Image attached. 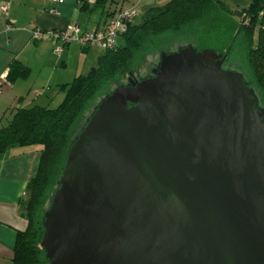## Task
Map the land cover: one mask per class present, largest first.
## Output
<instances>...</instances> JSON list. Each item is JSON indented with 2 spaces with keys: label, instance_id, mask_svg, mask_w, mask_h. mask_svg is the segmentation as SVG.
<instances>
[{
  "label": "water",
  "instance_id": "1",
  "mask_svg": "<svg viewBox=\"0 0 264 264\" xmlns=\"http://www.w3.org/2000/svg\"><path fill=\"white\" fill-rule=\"evenodd\" d=\"M186 44L105 95L43 217L48 264H264V107Z\"/></svg>",
  "mask_w": 264,
  "mask_h": 264
},
{
  "label": "trees",
  "instance_id": "2",
  "mask_svg": "<svg viewBox=\"0 0 264 264\" xmlns=\"http://www.w3.org/2000/svg\"><path fill=\"white\" fill-rule=\"evenodd\" d=\"M79 1L81 8L87 11L95 7L104 9L107 2L95 0L90 8L85 1ZM224 2L168 0L147 6L126 22L117 43L102 51L95 66L62 86L65 94L56 107L18 108L0 126V158L11 147L40 146L37 171L19 201V212L26 218L27 225L15 233L11 264H48L40 246L44 213L56 188V177L68 144L95 105L118 85L127 84L129 76H136L148 55L171 52L176 43L186 45L198 41L202 30L209 28L210 21L216 18L213 11L238 17L234 35L219 52L226 55L224 66L242 73L254 91L260 92L259 104L264 107V0H250L246 6L235 9ZM120 9L124 8L116 11ZM116 11L106 13L111 18ZM28 71L27 67L14 62L6 76L13 81L27 76Z\"/></svg>",
  "mask_w": 264,
  "mask_h": 264
},
{
  "label": "crops",
  "instance_id": "3",
  "mask_svg": "<svg viewBox=\"0 0 264 264\" xmlns=\"http://www.w3.org/2000/svg\"><path fill=\"white\" fill-rule=\"evenodd\" d=\"M82 1L90 8L95 2ZM166 1L107 0L104 9L95 7L87 11L81 8L79 0H64L60 4L49 0H0V4H8L7 16L0 11V77L7 75L14 62L29 69L27 76L13 81L6 76L0 91L1 121L7 122L18 108L33 105L56 107L65 94L62 86L75 76L86 74L90 64L96 62V59H91V45L83 47L70 42L63 46L61 52H56L55 46L61 42L33 39L30 34L32 28L61 30L73 24L81 30L101 29L110 17L107 11L130 6L141 11L149 5ZM249 1L246 0V4L241 1L240 4L246 6ZM234 2L237 5L239 0ZM51 8L58 13L49 12ZM39 157L40 146L31 145L11 147L0 158V264H11L15 233L27 225L26 218L19 212V201L37 171Z\"/></svg>",
  "mask_w": 264,
  "mask_h": 264
},
{
  "label": "built area",
  "instance_id": "4",
  "mask_svg": "<svg viewBox=\"0 0 264 264\" xmlns=\"http://www.w3.org/2000/svg\"><path fill=\"white\" fill-rule=\"evenodd\" d=\"M52 3L60 4L64 0H49ZM0 11L4 16L8 14V4H0ZM51 13H58L55 8L49 10ZM138 15L137 9L132 6L116 11L108 22L101 29L81 30L77 25H67L61 30H43L34 27L30 30L33 39H45L52 42L60 41L61 45L55 46L56 52H61L64 45L70 42H77L83 47L97 45L101 49L113 47L117 43L120 32L126 28V22L130 21L134 16ZM6 76L0 77V91L3 88Z\"/></svg>",
  "mask_w": 264,
  "mask_h": 264
},
{
  "label": "rangeland",
  "instance_id": "5",
  "mask_svg": "<svg viewBox=\"0 0 264 264\" xmlns=\"http://www.w3.org/2000/svg\"><path fill=\"white\" fill-rule=\"evenodd\" d=\"M133 1H135V0H133ZM224 1H225L224 3L230 9H235L238 6L243 7L247 3V2H245L246 0H239L238 4L235 5L236 4L234 2L235 0H224ZM241 1L245 4H240V3H242ZM126 4H129V3H126ZM137 11H138V13L140 12L138 9H137ZM213 12H214V16L216 18H214L213 20L210 21V24H211L210 27L204 28L200 34L199 40L195 41L194 43H191L198 50L205 49V48H210V49H213L217 52H219L220 50H223V47L230 41V39L232 38V36L234 35V33L237 29L238 17L236 15H229L227 13L221 12L220 10L213 11ZM138 17L139 16H137L136 18L138 19ZM184 44L185 43L174 44L171 51L176 50L180 46H184ZM101 51H103V49H101L97 45H91V51H90L91 59H96L95 60L96 62H94L93 64H90L89 69H90V67L96 65L97 58L100 55ZM158 61H159V52L148 55L140 64L138 71L136 73V77L142 78V77H146V76L150 75L151 69L157 65ZM225 67H229V66L225 65ZM230 67L235 68L236 66L230 65ZM87 71L88 70H86L84 73H86ZM255 94L258 98L259 103L261 104L260 92L258 90H256ZM5 123L6 122H4V120L1 121V119H0V126H2Z\"/></svg>",
  "mask_w": 264,
  "mask_h": 264
}]
</instances>
